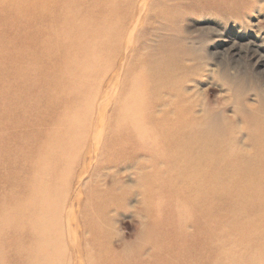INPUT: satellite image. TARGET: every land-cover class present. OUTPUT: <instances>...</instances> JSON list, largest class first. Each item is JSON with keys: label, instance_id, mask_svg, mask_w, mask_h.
<instances>
[{"label": "rangeland", "instance_id": "rangeland-1", "mask_svg": "<svg viewBox=\"0 0 264 264\" xmlns=\"http://www.w3.org/2000/svg\"><path fill=\"white\" fill-rule=\"evenodd\" d=\"M17 3L28 9L14 16L9 3L0 8V264H104L128 257L137 243L127 264H161L166 255L177 264L175 253L201 240L204 202L191 199L177 143L155 137L148 120L145 130L135 128L143 116L134 109L161 96L149 86L152 73L171 65L161 93L192 106L202 130L227 126L241 152L231 158L251 157L264 134V0ZM5 21L20 40L8 50ZM58 82L57 110L48 89ZM258 177L237 175L232 183ZM210 215L218 223L222 214L216 207ZM236 230L214 234V249L236 241L244 250L248 238ZM249 247L244 264L264 259L262 246ZM220 253L204 251V264H223Z\"/></svg>", "mask_w": 264, "mask_h": 264}, {"label": "bare ground", "instance_id": "bare-ground-1", "mask_svg": "<svg viewBox=\"0 0 264 264\" xmlns=\"http://www.w3.org/2000/svg\"><path fill=\"white\" fill-rule=\"evenodd\" d=\"M14 1L15 0H2L0 8L9 3L10 6L7 13L14 16H17L28 9V7L24 8L18 3L17 6L14 7L12 5ZM231 1L234 3V6H237L235 0H230V3ZM2 11H4V9ZM64 13L66 14L65 11ZM60 22L64 28L66 27V33L72 30L69 17L64 18L59 15V23ZM4 23H9L12 27L11 33L8 36H3L1 38L3 41L2 47H4L2 50H8L12 47H16V43L20 42V40H17L15 37V29L17 30L16 25L8 21H5ZM63 30L64 29H62L60 33L62 38L60 37L58 42L61 40L64 41L66 38L65 35L62 36ZM11 51L15 52V50ZM36 63L32 62L30 65L40 71L41 68L38 67ZM168 66L172 68L171 65L167 64H160L158 68L156 67L155 72L152 73L154 84H149L150 87L154 89L156 88L157 93L159 91L161 96H158L157 99L146 97L145 103L140 104L141 106L138 105L136 109H134V114H140L143 116L141 117L143 121L136 124L135 128L145 130L148 127V120L149 123H152V125H155L157 128L158 132H155V137H160L161 139L169 137L172 141L177 143L175 147L180 152L178 154L182 155L181 157L185 160V165H182V168L185 169L184 171L186 172L184 176L186 186L188 185L189 188H191L190 190L194 191V195L191 199L193 201L198 199L201 200L202 203L204 202L202 213L204 215L203 220L205 221L201 222L199 225L200 227L198 228V230L201 231V240L199 238L193 239L192 243L189 244L187 248L185 247L181 249L180 253H175L177 250L175 249L174 253L180 257L175 260V262L177 264H204L210 259L207 255L203 256L204 251H206L208 254L209 252H212V254L221 252L217 261L220 262L223 260V264H244L241 259L242 254L245 256L249 253L251 248L249 246L256 245L264 248V134L260 133V136H258L259 146L261 147L260 149L253 148L251 157L239 160L231 158L230 156L234 154L239 155L241 152L236 146V137H230L227 126L226 128L224 127V129L217 127L211 130L208 128L202 130L203 116L197 117L196 119L195 114L191 111L192 106L177 101L175 99V97L179 96L177 93L175 96H173L174 93H161L163 87H165L166 79L171 76V74L165 72V69H167ZM98 69H100V67ZM61 70L62 66L59 67L58 71ZM161 71L162 73H160ZM55 85L56 86H50L48 89L52 90L48 93L50 97L48 103L49 105L56 107L58 110L59 106H61V99L57 97L55 92L60 89L59 82L55 83ZM63 97H65L64 94ZM161 103H163V105H170L171 107L167 111L158 114L154 108ZM58 117L59 116L57 115L54 122L58 121ZM149 136V138H152L153 132L149 134ZM256 140L257 139L253 138L254 142ZM167 147L169 148L168 145ZM215 148L217 149V152L220 149V152L216 153L214 150ZM221 149H228L229 151L226 154L225 152L223 153ZM30 150L35 151L34 149ZM213 151L215 153H213ZM230 162L234 164V168L229 164ZM255 174L259 175L257 180H250L246 183H238L235 180L233 186L232 180L237 175L244 177L248 175L253 176ZM103 175H105V173ZM103 175H98V180H103ZM94 177H90L91 180L94 181L96 178ZM241 180L242 179H240V181ZM201 185L202 188H199L198 186ZM18 186L20 188V183H18ZM194 196L196 197L194 198ZM219 198L223 200V202L215 205L213 199ZM224 199H228L229 201L224 202ZM216 207L222 214L218 223H215L210 215ZM199 222L200 221L197 220V223ZM225 224H232V226L227 227ZM225 228L230 235L232 230L237 229L235 232L237 236L240 231V235L248 238L249 243L247 242L246 245H249L244 246V250H241L238 246L239 243L235 241L234 244L226 245L227 248L229 247L228 249L225 248L220 252L217 248L214 249L212 243L215 242L214 239H216L214 234L222 231L224 232ZM148 230L149 226L146 225V223L142 224L143 233L147 234ZM209 243L212 244V247H203ZM136 246V249L132 250L131 254H128L129 256L127 255L128 257H125L124 259H119L114 256L105 257L104 264H122L123 260L125 261V264H127L126 259L134 257L136 252L141 248L140 243H137ZM129 248L127 247L128 250H131ZM239 250L241 257L238 252ZM262 250L264 251V249ZM134 251L136 252L134 253ZM257 253H262V251L257 250ZM167 257H169V255L162 257L163 260L161 264H169L171 262L172 259H168ZM173 264L175 263L173 262ZM247 264H264V259H262V256L257 255L256 260L251 261L248 258Z\"/></svg>", "mask_w": 264, "mask_h": 264}]
</instances>
